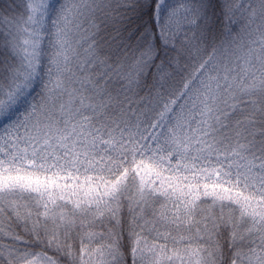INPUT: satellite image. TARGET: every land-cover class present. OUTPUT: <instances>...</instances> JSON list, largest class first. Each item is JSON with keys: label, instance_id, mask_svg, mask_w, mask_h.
I'll list each match as a JSON object with an SVG mask.
<instances>
[{"label": "snow or ice", "instance_id": "1", "mask_svg": "<svg viewBox=\"0 0 264 264\" xmlns=\"http://www.w3.org/2000/svg\"><path fill=\"white\" fill-rule=\"evenodd\" d=\"M0 264H264V0H0Z\"/></svg>", "mask_w": 264, "mask_h": 264}]
</instances>
